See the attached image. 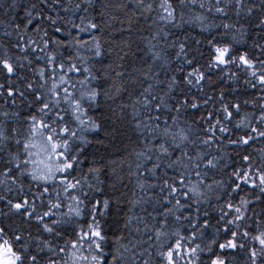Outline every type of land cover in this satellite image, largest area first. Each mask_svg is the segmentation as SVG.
I'll list each match as a JSON object with an SVG mask.
<instances>
[{
  "label": "snow or ice",
  "instance_id": "snow-or-ice-1",
  "mask_svg": "<svg viewBox=\"0 0 264 264\" xmlns=\"http://www.w3.org/2000/svg\"><path fill=\"white\" fill-rule=\"evenodd\" d=\"M0 264H264V0H0Z\"/></svg>",
  "mask_w": 264,
  "mask_h": 264
}]
</instances>
